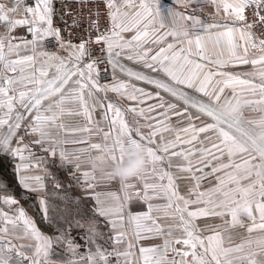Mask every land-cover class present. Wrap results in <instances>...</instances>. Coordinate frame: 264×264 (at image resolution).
Returning a JSON list of instances; mask_svg holds the SVG:
<instances>
[{
  "label": "snow or ice",
  "instance_id": "snow-or-ice-1",
  "mask_svg": "<svg viewBox=\"0 0 264 264\" xmlns=\"http://www.w3.org/2000/svg\"><path fill=\"white\" fill-rule=\"evenodd\" d=\"M9 2L11 7L0 3V27L7 29L0 33V155L19 160L15 165L19 184L37 193L43 192L44 178L51 173L44 168V176L28 175L30 169L48 158L57 160L62 168L71 166L69 179L81 185L84 199L93 200L95 207L91 209L94 216L88 217V209L81 207L79 198L70 200L65 195L61 198L66 202L63 211L50 216V205L41 195L43 217L63 219L67 225L50 237L37 229L23 208L17 207L11 214V209L4 210L3 206L18 205L11 194L0 197V264H58L53 259L57 246L69 254L63 264H112L113 256L115 264H264V239L258 242L257 250L251 249V240L232 246L231 237L225 246L221 232L213 230V234L201 237L195 224L198 217L230 216V221L225 219L230 227H245L246 218L250 221L248 233L264 230V179L255 176L261 167L259 154L264 152V145L256 141L264 132V38L254 31L259 27L264 33V0H173L167 10L162 0H104L109 26L100 30L98 19L90 20L89 28L97 35H82L78 43L65 40L63 35L67 31L70 37L80 26L79 16L67 5L90 0H62L63 28L54 26L58 12L55 0ZM202 3L214 4L217 14L222 7L226 21L203 23L195 14L202 9L192 8ZM65 16L72 17L71 23ZM18 28H25V34L14 35ZM125 34H131L130 38ZM49 38L68 53L67 57L45 49ZM90 44L103 45V55L92 58ZM251 50L259 51V57L250 60ZM37 57L42 58L39 64ZM125 60L141 65L142 70L130 67ZM105 62L112 71L111 84L100 83V64ZM249 64L252 71L225 70L229 65ZM50 69H54L51 74ZM118 72L126 79H119ZM133 80L156 91L137 86L130 82ZM109 91L147 107L122 109L108 100ZM98 93L104 94L103 99L90 107L89 101ZM245 93L258 98H244ZM229 98L240 105V111L224 116L219 106ZM97 105L104 109L107 130L93 119ZM245 108L261 115L246 119ZM126 111L144 122L137 119L129 123ZM65 115L81 116L86 124L70 127L63 120ZM173 116L178 122L186 121L187 126L174 128ZM164 132H174L175 138L166 140ZM78 133L83 134L81 139L68 138ZM25 137L33 139L25 142ZM93 137L99 142H92ZM70 143L87 147L69 152L64 145ZM185 145L188 147H182ZM33 146L46 155L36 157ZM136 148L147 153L149 167L135 182L119 181L122 195L110 192L102 198L95 186L112 178L108 174L97 177L90 168L84 170L82 156L104 151L109 165L122 164L126 149ZM174 159L181 161L176 166L194 181L187 196L179 193L172 174L161 166L167 160V167L172 168ZM205 180L211 186L201 190ZM52 182L55 189L63 188L54 175ZM6 187L0 184V188ZM157 199L167 203H152ZM134 203H145L147 211L133 213ZM189 205L196 209L190 211ZM161 210L165 218L178 221L168 224L166 231L153 216ZM95 216L105 219L110 235L100 231ZM73 228L83 229L84 253L79 252L82 245L72 236ZM155 236H163V244L141 246L136 255V242ZM7 237L27 238L33 243L16 245ZM100 240L109 244L111 251Z\"/></svg>",
  "mask_w": 264,
  "mask_h": 264
},
{
  "label": "crops",
  "instance_id": "crops-1",
  "mask_svg": "<svg viewBox=\"0 0 264 264\" xmlns=\"http://www.w3.org/2000/svg\"><path fill=\"white\" fill-rule=\"evenodd\" d=\"M57 1H59V0H55V3ZM0 3H4L8 7L12 6V4L9 2V0H0ZM172 3H173V0H162V5H163L164 10H167V8L172 5ZM173 6H175V5H173ZM192 8L202 9V11H197L195 14L198 15L200 17V19L202 20V22L205 24L212 22V21H217L220 23H224L226 21V14L224 13L222 7H221L219 14H217V12H216L215 5L210 4V3H202L200 5H192ZM189 11H191V9H189ZM228 22L231 23V21H228ZM6 31H7V29L5 27H0V33L6 32ZM25 32H26L25 28H18L16 30V32H14L13 34L14 35H16V34L23 35V34H25ZM125 35H126V37L130 38L131 34H125ZM74 43H78V42H74ZM240 43L242 44L243 42L241 41ZM208 49H209V54L211 55L213 52V47H212L211 43H209ZM54 52H58V54L63 56V57H67V55H68V53L66 51L59 50V49L57 51H54ZM25 54L31 55V52H27ZM259 55H260L259 51L251 50L249 53V59L251 60L254 58H258ZM12 58L15 59L16 57L13 56ZM213 58H215V57H213ZM41 59L42 58L37 57V64L40 63ZM124 62L126 64H128L130 67H133V68L138 69V70H142L141 65L133 64L132 62H129L126 60ZM213 70H216V69H213ZM225 70L231 71V72H239L242 70L252 71L253 66L251 64H249L247 66H241V67H233V66L229 65V66H227V68ZM49 71L51 74V72H53L54 69H50ZM111 73H112V71H111ZM6 74L7 75H16V73H11V72H7ZM117 77L119 79H122V80L126 79L119 72L117 73ZM161 78L166 79V77H161ZM130 82L137 84V86L145 87L148 91H152L153 93L156 91L153 87L148 86V85H144L140 82H136L134 80L130 81ZM253 82L259 83V79L253 78ZM100 83L105 84V83H102L101 80H100ZM111 83H112V81L109 82L108 84H111ZM69 87H71V85H69ZM106 95H107V98L109 101L119 105L122 109H125V110L130 108V107H147V104L138 105L135 101H130L126 97H121L120 95L113 93V92H110V91L107 92ZM163 95H165L166 99H171L172 102H177L173 98L168 97L166 94H163ZM103 96H104L103 93H98L92 100L89 101L90 107L92 104L96 103V100L103 99ZM244 98L257 99L258 96L253 97V96L245 93ZM47 102L48 101H45V103H47ZM106 103H107V101H105V106H106ZM147 103H155V101H148ZM103 112H104V109L100 108L97 105L95 110L92 113V116H93V119L95 121L101 122L100 123L101 127L105 128V130H107V124L105 122H103V119H102ZM109 115H111V113H109ZM243 115H244V118H246V119H255V118H258L261 115V113L253 112L250 108H245ZM125 119L127 121H129V123H131L133 120H137V119L140 120L141 123L144 122L142 118L136 117L133 113L127 112V111L125 112ZM63 120L67 125H69L70 127H73V128L81 127V126H84L86 124V120L81 116L65 115L63 117ZM171 124L173 125L174 128H177V118L176 117H174V116L172 117ZM21 134H23L22 131H21ZM162 135L165 137L166 140H172L175 138L174 132H164V133H162ZM82 136H83V134L78 133L76 135H70L68 138L69 139H81ZM32 139H33L32 137H25V142H29ZM157 139L159 141V137ZM92 142H99V138L93 137ZM13 145L15 146V141H13ZM197 145L198 144H196L195 146L197 147ZM64 147L69 152H71L75 148L87 147V144H71L70 143V144L64 145ZM182 147H185V146H182ZM33 151L35 152L36 157L46 155L37 146H33ZM92 154H95V152H92ZM25 155H27V153H25ZM86 156L87 155L84 154L82 156V159H84ZM224 162H227V158L224 159ZM17 163H19L18 159H13L12 157H10L8 155H0V172H10V175H11L10 177H7V178L11 179L9 181L8 179L3 178V176L0 173V184H4L7 186L6 188H0V197H2L4 195L11 194L13 196V198H15L18 201L17 206H3L5 211H9L11 209V211H10V214H11V212L16 211L17 207H20V208H23L25 210V212L27 213L26 198L28 196H30L31 199H33V201H34L35 209H33V213L28 212V217L34 221L37 229L42 234H44L46 236L54 237L55 234L58 233V229H60L62 226L67 227V225L65 224L63 219H59V218L53 219V220L45 219L42 215L41 207L39 204V199H40L41 195H44L45 198L47 199L49 205H50L49 215L54 216V214L56 213L58 207L56 205H54V203L52 202V199H51L52 190H54V186H53V182H52V176L54 175L53 173L55 172V174H57V175L60 174L62 179L64 180V181H62L63 182V184H62L63 188L60 190H62V192L63 191L66 192V193H74L76 191V194H78V198L81 201V207L84 208L83 206H85V208H87L88 211L94 216L93 212L91 211V209H93L95 207L94 201L91 199L85 200L84 199L85 192L82 190L81 185H79V184H77L74 181L69 179L68 173L71 171V166H68L67 168H62L59 166V162L57 160H54L52 158H48L44 163L40 164L39 167H37L35 169H30L29 172L27 173L28 175L44 176V171H43L44 168H47L49 173H51V175L44 178L45 187L43 189V192L37 193V192L28 191V190L24 189L19 184L18 173L16 172V169H15V165ZM33 163H35V161H33ZM180 163H181V161L179 162V164ZM179 164L177 163V159H174L173 160L174 166L172 168L167 167V160H165L161 166L166 171H169L172 174L174 183H175L179 193L181 195L187 196L189 193V190L194 187V181H192L190 179L189 173L182 172L179 170V168L176 166ZM83 167H84V170L89 169V167H87L86 165H84ZM96 175L98 177V174H96ZM5 180H7V182H5ZM65 180H70V181H65ZM70 182H71V184H70ZM129 182H135V180H132ZM166 182L167 181H165V183ZM213 183H215V181H213ZM209 186H211V185L209 184V182L207 180H205L202 182L201 190H204ZM94 191L96 193L101 194L102 198H104V196L110 192H115L118 195H122L121 189H120V182L118 180H112L109 182L97 183ZM152 203H154V204H165V203H167V201L165 199H157V200H153ZM61 209H60V211H62ZM195 209H196L195 205H189L190 211H193ZM131 211L133 213L140 212V211H147V205L145 203H134L131 206ZM153 216L157 218V220H156L157 224L164 227L165 231L167 230L166 226L168 224L178 222V221H173L171 219L165 218L164 210H161L159 212H154ZM94 218L99 221V226L103 227L105 236L107 237V235H110L111 233L109 231V227L107 226V222L105 221V219L103 217H99V216H95ZM225 219L230 221L231 217L230 216L226 217V218L225 217H219V216H217V217H198L195 221V224L197 226V229L200 230L199 234L201 235V237L211 235V234H213V230H215V231L221 232L223 234V236L225 237V246H229L228 237H231L230 244L232 246H234L236 244H240L242 242H246L248 240H251L252 241L251 249L252 250L258 249V247H259L258 242L261 241L262 239H264V230L255 229L252 233H248L247 227L250 226V221H248L246 218L244 219L245 227H240V226L230 227L228 224L225 223ZM257 222H259L258 215H257ZM175 235H179V233L177 232V233H175ZM7 239H10L12 241V243L16 244V245H21V243L24 240H29L27 238L17 239L15 237H7ZM163 242H164L163 236H155L151 239H141V240L136 242V248L133 251L136 253V255H138L139 247H141V246H158V245H162ZM176 247L180 248L182 246L177 245ZM171 256H172V254L169 253L170 258H171ZM58 264H62V262L58 261Z\"/></svg>",
  "mask_w": 264,
  "mask_h": 264
},
{
  "label": "built area",
  "instance_id": "built-area-1",
  "mask_svg": "<svg viewBox=\"0 0 264 264\" xmlns=\"http://www.w3.org/2000/svg\"><path fill=\"white\" fill-rule=\"evenodd\" d=\"M29 4L32 3V0H27ZM62 0H59L55 3V7L58 10L57 15L54 17V26L63 28L64 25L61 22L62 8H63ZM73 11L74 16H79L80 26L77 29L72 30V35L69 37L68 32L64 31L63 35L65 40L71 39L73 42H79L78 38L82 35H91L95 37L97 35V31L89 28L90 20H97L99 22L100 30L105 29L109 26V20L107 15V9L104 0H90L87 4H76L70 3L67 5ZM91 12V14H90ZM98 13V16L96 15ZM64 19L71 23L72 17L65 16ZM249 19H253V17H249ZM257 37L264 38V33H262V29L257 27L254 29ZM31 38L30 36L28 37ZM92 58H96L98 56L103 55L100 52V48L103 45L90 44L89 46ZM45 49L48 51H57L58 47L52 38H49L45 42ZM87 62V61H85ZM100 68L102 70L101 82L109 83L112 81V73L110 66L105 62L100 64Z\"/></svg>",
  "mask_w": 264,
  "mask_h": 264
},
{
  "label": "clouds",
  "instance_id": "clouds-1",
  "mask_svg": "<svg viewBox=\"0 0 264 264\" xmlns=\"http://www.w3.org/2000/svg\"><path fill=\"white\" fill-rule=\"evenodd\" d=\"M219 110L224 116H231L240 111V105L230 98L225 100L219 106ZM256 141L264 145V132L256 136ZM261 167L255 173L259 179H264V152L260 153ZM84 165L92 169L98 176L108 174L112 180L132 181L136 176L140 175L147 167L149 160L147 153L140 148L126 149V159L124 163H107V153L104 151L96 152L91 156L83 159Z\"/></svg>",
  "mask_w": 264,
  "mask_h": 264
},
{
  "label": "rangeland",
  "instance_id": "rangeland-1",
  "mask_svg": "<svg viewBox=\"0 0 264 264\" xmlns=\"http://www.w3.org/2000/svg\"><path fill=\"white\" fill-rule=\"evenodd\" d=\"M187 91H189L190 93H192L194 95H200V94H197V93H193V90H187ZM177 103H181L182 104V102H177ZM185 126H187V122L186 121L178 122V120H177V128H182V127H185ZM200 138L203 139L204 138V134H201ZM185 147H187V145H185ZM197 147H199V145H197ZM179 162L180 161L177 160L178 164H179ZM0 173L3 176V178L8 179L9 181L11 180L10 178H7V177L11 176L10 172H0ZM53 174L63 184L62 181H64V180L62 179L61 175L60 174L57 175V174H55V172ZM65 181H70V180H65ZM5 182H7V180H5ZM70 184H71V182H70ZM65 195H67L70 198V200H76L78 198V194H76V191L74 193H66L64 191L62 192V190H57L55 188H54V190H52L51 199H52V202L54 203V205H56L58 207L57 210H59V211H60L61 208H62L61 210L63 211V209L65 207V203L66 202L61 199ZM83 207L85 208V206H83ZM26 208H27V213H26L27 216H28V212H32L33 213V209H35L34 201H33V199H31L30 196H28L26 198ZM85 209H87V208H85ZM55 215H56V213L54 214V216ZM86 215L88 217H93V215L89 211L86 212ZM99 229H100V231L102 233H104V229H103L102 226H99ZM58 234L59 233H56L55 236L58 235ZM82 235H83V229H75V228L72 229V236L76 238V242L77 243H80L82 245L81 248L79 249L80 253H84V252L87 251V247L84 246V241L81 239ZM98 242L101 243V244H105L104 240H100ZM32 243H33V241H31V240H24L21 243V245H28V244H32ZM105 247H108L109 251H111V247H110L109 244H105ZM21 250L22 251H27L26 249H21ZM68 255L69 254H67L65 252L64 247L57 246V247L54 248L53 258L55 259V261H57V262L61 261L62 264H63V260L66 259L68 257ZM115 259H116L115 257L111 258L112 264H115Z\"/></svg>",
  "mask_w": 264,
  "mask_h": 264
}]
</instances>
